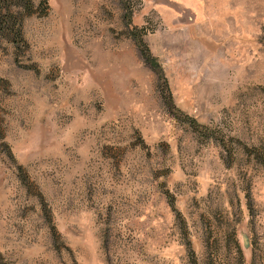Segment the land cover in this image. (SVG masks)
<instances>
[{
  "label": "rangeland",
  "instance_id": "374dc122",
  "mask_svg": "<svg viewBox=\"0 0 264 264\" xmlns=\"http://www.w3.org/2000/svg\"><path fill=\"white\" fill-rule=\"evenodd\" d=\"M34 1L0 35V264H264V0Z\"/></svg>",
  "mask_w": 264,
  "mask_h": 264
},
{
  "label": "trees",
  "instance_id": "16d2710c",
  "mask_svg": "<svg viewBox=\"0 0 264 264\" xmlns=\"http://www.w3.org/2000/svg\"><path fill=\"white\" fill-rule=\"evenodd\" d=\"M124 2V5H127V0H124ZM35 10L36 6L34 0H0V35L5 37L9 42H13L17 48H20V44L22 43L26 44L27 40L25 39L24 34L25 19L29 15L35 13ZM131 32L137 41L142 54H144L146 60L151 64V67L155 69L156 58H154L153 54L150 53L142 35H139L137 28H132ZM156 70L158 69L156 68ZM168 104L170 108L176 109L174 98L172 96L169 99ZM192 120L194 125L197 127L200 126L194 118ZM203 127L209 129L208 126ZM211 135L212 134H210V132L207 133L208 138L212 137Z\"/></svg>",
  "mask_w": 264,
  "mask_h": 264
},
{
  "label": "water",
  "instance_id": "95a60500",
  "mask_svg": "<svg viewBox=\"0 0 264 264\" xmlns=\"http://www.w3.org/2000/svg\"><path fill=\"white\" fill-rule=\"evenodd\" d=\"M243 237H244V246L245 247H248L249 246V241H248V237H247V235H243Z\"/></svg>",
  "mask_w": 264,
  "mask_h": 264
}]
</instances>
